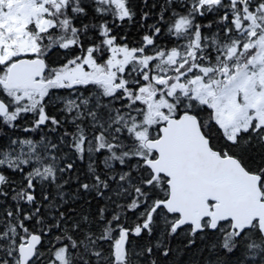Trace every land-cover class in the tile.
Returning a JSON list of instances; mask_svg holds the SVG:
<instances>
[{
	"label": "snow or ice",
	"instance_id": "obj_1",
	"mask_svg": "<svg viewBox=\"0 0 264 264\" xmlns=\"http://www.w3.org/2000/svg\"><path fill=\"white\" fill-rule=\"evenodd\" d=\"M0 264H264V0H0Z\"/></svg>",
	"mask_w": 264,
	"mask_h": 264
}]
</instances>
